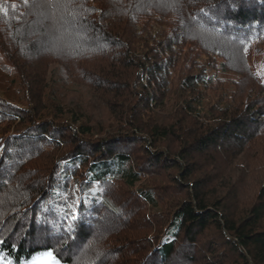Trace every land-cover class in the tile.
I'll return each mask as SVG.
<instances>
[{"label": "trees", "instance_id": "obj_1", "mask_svg": "<svg viewBox=\"0 0 264 264\" xmlns=\"http://www.w3.org/2000/svg\"><path fill=\"white\" fill-rule=\"evenodd\" d=\"M178 2L0 0V78L19 79L0 89L12 264H73L103 212L141 218L128 264H264V168L245 163L264 127V0ZM187 28L246 60L257 89L225 81L226 54L187 51ZM89 189L100 195L84 201Z\"/></svg>", "mask_w": 264, "mask_h": 264}, {"label": "rangeland", "instance_id": "obj_2", "mask_svg": "<svg viewBox=\"0 0 264 264\" xmlns=\"http://www.w3.org/2000/svg\"><path fill=\"white\" fill-rule=\"evenodd\" d=\"M110 1L116 2L119 0H110ZM137 1L138 2L145 1L150 6H154L155 8H158L159 10H163L164 12H167L168 10L169 12L174 10L175 13L177 12V7L179 3L178 2L179 0H137ZM184 11L185 10H182L179 12V8H178L179 14L183 15ZM187 30H189V28L185 30V34H186L185 37L189 42L185 44V48L187 51L189 50L194 53H197V52L200 53L201 51H210V52H216L218 54H222V53L226 54L225 63H226V69L228 70V74L224 75L223 78H227L225 81H228V82H231L230 80L232 78L237 79L236 83H239V85L237 86L238 88L235 89L236 93L239 92L240 88L249 90V89H252L253 87L257 89L255 84H253V81L251 79L248 80L247 78L248 75L246 73L245 66H244L246 64L245 63L246 60H244L243 58H239L240 56H238L237 53L232 54V52L225 50L226 48L223 47L222 44H220L219 47L214 45V42L211 39H207V37H205L202 33L198 32L196 29H190L189 31ZM48 34L53 35L56 33L51 30L48 32ZM56 46L58 47L63 46L62 42L56 45L54 44L52 48L53 47L56 48ZM62 52H66V50L64 51L63 49ZM215 60H218V62H220L221 59L216 58ZM0 63L5 64L3 60L2 61L0 60ZM66 66L69 67L70 69L74 68L73 62H70V64L68 62ZM62 72L63 71L60 69L58 71L59 74L57 75V77L61 78L63 75ZM4 78L5 79L0 78V89L1 88L6 89L9 86H12V88L19 87L18 76L13 71H10L9 75H7L8 79H6V77ZM68 84L70 83H67V85ZM226 87L232 88L233 86H231V84L229 83H224V90ZM217 91L218 90H216L215 92ZM66 94H67V100L73 99V93L67 91ZM93 114L95 113L93 112ZM9 129L11 133L12 128H9ZM4 134L5 133H3V135ZM0 145H2V141L0 142ZM247 147H246L247 150L245 152L246 165L248 163L250 165L252 164L253 166H256L259 162V164L262 165V168H264V160H262L264 157V127L261 131V134L256 139L255 143L252 145H248ZM2 155L3 153L0 150V159ZM246 174L247 173L245 171V175ZM257 176H259V174H257ZM9 177L10 175L5 179L6 180L5 189L2 195H0V217L2 216V219L5 218L4 217L5 215H8L11 212L8 210V208L11 206L10 198L14 192L13 190L15 186H17V183H18L17 181L18 177L16 178V180H14V182H13V179L11 180V178L8 181ZM240 179L244 180L243 178H240ZM241 184L245 187L244 181ZM241 190H242L241 192L243 195L247 191L246 188L241 189ZM130 216L131 215L128 216L129 219L128 217L123 218V219H128V220H125V221L120 220V222L117 223L115 220V216L113 214H108V213L103 212L102 215H100L101 219L103 220L102 222L103 225H102L101 231L99 233H95L96 240L93 242L92 247L88 246V248L85 249L83 253L78 251L76 256L73 258L74 259L73 264H91L92 262L96 261L95 259H93L94 256L99 257L103 254H108L109 256V260H105L102 258L103 264H128L131 260H133L134 257L131 254L133 253L132 251L135 249V247H132V246L136 245V242H138V239L135 240V239H132V237L135 236L136 234L142 235L143 233H142V230H140L141 229L140 222H139V220L141 219L140 216L137 215L136 213L135 214L133 213V217H130ZM125 245H127L128 248H126ZM76 251L77 250H75V253ZM98 252L99 254H97ZM35 259H36V264H52V261L54 260L52 257L45 256V255L40 256ZM30 262H28L27 264H30Z\"/></svg>", "mask_w": 264, "mask_h": 264}, {"label": "snow or ice", "instance_id": "obj_3", "mask_svg": "<svg viewBox=\"0 0 264 264\" xmlns=\"http://www.w3.org/2000/svg\"><path fill=\"white\" fill-rule=\"evenodd\" d=\"M83 200L86 201L89 197L95 199L98 195H100L99 190H93V189H89V191L87 193H83ZM67 198V197H66ZM70 219H73V223L75 224L76 220L79 219L75 213L72 214V217H70ZM68 234H72L74 232H76L77 230L72 226L69 225V227L66 229ZM78 240V236H73V244L75 245V243ZM41 255H45V256H49L51 257L53 255L52 252H45L42 253ZM0 264H12L11 260H6L2 254H0ZM30 264H36V259L33 258V260L30 262ZM52 264H58V261L53 260Z\"/></svg>", "mask_w": 264, "mask_h": 264}]
</instances>
